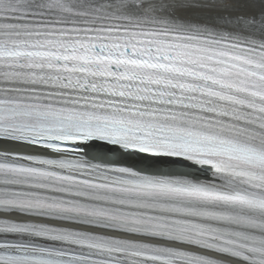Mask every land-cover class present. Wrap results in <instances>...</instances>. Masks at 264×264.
I'll use <instances>...</instances> for the list:
<instances>
[{"label":"snow or ice","instance_id":"snow-or-ice-1","mask_svg":"<svg viewBox=\"0 0 264 264\" xmlns=\"http://www.w3.org/2000/svg\"><path fill=\"white\" fill-rule=\"evenodd\" d=\"M0 264H264V0H0Z\"/></svg>","mask_w":264,"mask_h":264},{"label":"bare ground","instance_id":"bare-ground-1","mask_svg":"<svg viewBox=\"0 0 264 264\" xmlns=\"http://www.w3.org/2000/svg\"><path fill=\"white\" fill-rule=\"evenodd\" d=\"M108 147L99 145V144H93L89 147L88 149V154L89 156H106L108 159H112V153L107 151ZM185 163L178 162L176 164L171 165V167L178 169V170H183Z\"/></svg>","mask_w":264,"mask_h":264}]
</instances>
